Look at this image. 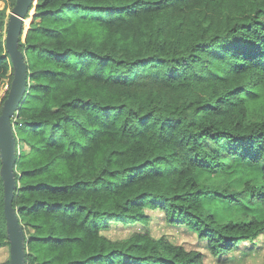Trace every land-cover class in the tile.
<instances>
[{
  "label": "trees",
  "instance_id": "trees-1",
  "mask_svg": "<svg viewBox=\"0 0 264 264\" xmlns=\"http://www.w3.org/2000/svg\"><path fill=\"white\" fill-rule=\"evenodd\" d=\"M9 14L0 8V92L13 75ZM27 17L12 201L25 264H203L146 228L100 232L109 220L146 225L152 209L215 257L264 232V215L219 222L207 207L264 214V0H34ZM241 167L251 172L237 184Z\"/></svg>",
  "mask_w": 264,
  "mask_h": 264
},
{
  "label": "rangeland",
  "instance_id": "rangeland-1",
  "mask_svg": "<svg viewBox=\"0 0 264 264\" xmlns=\"http://www.w3.org/2000/svg\"><path fill=\"white\" fill-rule=\"evenodd\" d=\"M0 8H6V11L10 13L9 7H7L5 0H0ZM30 13V12H29ZM32 21L31 17L25 19L24 28H27ZM11 77L4 79L1 86L0 96L3 97L5 92H8V88L11 83ZM3 102V101H2ZM22 148L27 151V147L22 145ZM249 170L245 167H241L235 171L236 183L242 182L247 176L250 175ZM232 178L228 173L220 174H203L201 178L207 180L210 183H223L224 181ZM248 207H242L234 205L232 207H225V204L219 205L216 202L208 201L207 207L213 213L214 217L219 222H226L228 220H240L245 219L243 212L253 213L263 217L261 209H256L255 204L247 202ZM148 215L147 224L141 222H135L133 224H125L123 221L109 220L107 228L102 229L100 232L110 239H119L124 236H128L131 232L136 230L143 231L144 228L154 237L165 235L170 241L182 244L186 249H198L203 253V264H261L264 254V232L258 234L247 242L240 241L237 246L229 251V253L213 256L208 249L204 240L199 239L197 234L186 226L174 225L167 223L163 211L161 209L145 210ZM9 257V247L0 246V263Z\"/></svg>",
  "mask_w": 264,
  "mask_h": 264
},
{
  "label": "water",
  "instance_id": "water-1",
  "mask_svg": "<svg viewBox=\"0 0 264 264\" xmlns=\"http://www.w3.org/2000/svg\"><path fill=\"white\" fill-rule=\"evenodd\" d=\"M34 0H15L6 24L5 47L9 55L13 75L0 111V177L3 183V214L6 236L9 242V264H25V231L16 208L12 205L17 180L14 175L17 140L13 118L23 101L28 81V69L24 53L19 49V38L25 19Z\"/></svg>",
  "mask_w": 264,
  "mask_h": 264
}]
</instances>
